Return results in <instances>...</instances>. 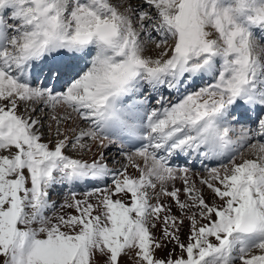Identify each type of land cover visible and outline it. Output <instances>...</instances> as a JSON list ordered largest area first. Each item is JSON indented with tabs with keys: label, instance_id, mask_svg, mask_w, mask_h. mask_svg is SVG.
Listing matches in <instances>:
<instances>
[{
	"label": "snow or ice",
	"instance_id": "obj_1",
	"mask_svg": "<svg viewBox=\"0 0 264 264\" xmlns=\"http://www.w3.org/2000/svg\"><path fill=\"white\" fill-rule=\"evenodd\" d=\"M0 264H264V0H0Z\"/></svg>",
	"mask_w": 264,
	"mask_h": 264
},
{
	"label": "bare ground",
	"instance_id": "obj_2",
	"mask_svg": "<svg viewBox=\"0 0 264 264\" xmlns=\"http://www.w3.org/2000/svg\"><path fill=\"white\" fill-rule=\"evenodd\" d=\"M39 71V68L36 70V73ZM35 73V74H36ZM204 77H206V76H204ZM208 77V81L210 80V79H212V77L211 76H207ZM209 77H210V79H209ZM201 82V78H198L196 81H195V84L193 85V87H195L196 86V84H199ZM147 87V86H146ZM193 87H191V88H189V87H187V82H186V85L185 86H182L181 88H180V90L178 91V92H176V91H173V92H169V93H172V96L170 97V96H168V95H164L165 97H169V98H171L172 100H175L174 98H175V96H177L179 93H183V92H185L186 90H188V89H192ZM148 90V89H147ZM165 92L163 91V94H164ZM156 93H149V90L148 91H146V92H144V95H147V96H149V100H150V103L152 104V105H154V102H152L151 101V95H155ZM42 114V113H41ZM40 114V115H41ZM255 114H253V116H254ZM118 145L117 146H113L110 150H106L105 151V155H104V162L108 165V167L110 168V169H119V167H120V161H122V156L121 155H119L118 154V151H117V149H118ZM71 150L69 149L68 150V152L66 153V154H68V155H70V156H72V157H74V158H84V159H86L87 161H89V162H91V160H92V158H93V156L94 155H96V149H93V151L95 152V153H93V151L91 152V153H83V155H79V154H73V151H71ZM71 153L73 154V155H71ZM76 153V152H75ZM244 154H245V156H250V153L245 149V152H244ZM179 157H183V156H179ZM179 157H175L174 158V160L176 159V158H179ZM96 158L97 159H99V156H96ZM108 160H110V161H108ZM194 161V159L192 158V157H190V158H188V162H193ZM196 162L199 164V165H201L202 167H203V169H205V168H207V167H218L219 166V163H220V161H217V160H203L202 158H198L197 160H196ZM192 169H199V168H197V167H193ZM131 171V170H130ZM111 179L112 177H111V175L110 176H108L107 178H105V179H100V180H87V181H81V182H76V183H70V184H67L68 185V188H70V189H77V187L76 186H79V187H81V188H85V187H87L86 186V184L87 183H89V184H105V183H107V181H108V179ZM89 184H87V185H89ZM57 186H61V184H59V185H56V186H54L53 187V189L50 191V192H56L57 191ZM73 191V190H72ZM68 211V210H67Z\"/></svg>",
	"mask_w": 264,
	"mask_h": 264
},
{
	"label": "rangeland",
	"instance_id": "obj_3",
	"mask_svg": "<svg viewBox=\"0 0 264 264\" xmlns=\"http://www.w3.org/2000/svg\"><path fill=\"white\" fill-rule=\"evenodd\" d=\"M207 77V76H206ZM35 81L34 82H36V81H39L41 78H38V75L37 76H35ZM208 78V77H207ZM209 79H210V77H209ZM208 84V83H207ZM203 87V86H202ZM147 88V87H146ZM199 87H195V89H192V90H189V91H194V90H197ZM148 89V88H147ZM164 89L165 88H163V91H164ZM161 90V89H160ZM167 93H168V96H170L169 95V92H168V90L166 91V95H167ZM171 97V96H170ZM178 100V99H177ZM176 101V100H175ZM42 116L44 115L43 113L41 114ZM95 149V148H94ZM71 152V151H70ZM83 153L84 152H73V154H79V155H83ZM93 153H95L94 151H93ZM72 153H71V155H73ZM108 161H110V160H108ZM182 166H184V165H182ZM193 172H199V173H201L202 175H206V173L204 172V169L203 170H193ZM133 175H136L137 173H135V172H133L132 173ZM112 179V178H111ZM111 179L109 178L108 179V181H107V183H105V184H89L87 187H85V188H79V187H77V189H68L67 187H68V185L67 184H61V186H57V191L56 192H50V199L52 200V201H54L55 202V204H56V212L57 213H60L61 211H64V212H71L72 210H70V209H63V210H61V208H60V205L61 204H63L64 203V201H65V199H71V195L73 194V193H75L76 194V197L78 198V199H81V198H83V196H84V193H86V192H89V191H93L95 188H104V187H106V186H109L110 185V182H111ZM177 186H179V184L177 185ZM73 190V191H72ZM205 196L206 197H208L209 196V192H208V190L207 189H205ZM169 203H170V201H169ZM68 210V211H67ZM173 211L174 212H176L177 210L175 209V208H173ZM49 215H51L52 213L51 212H49L48 213ZM186 233H187V227H185L184 229H183V231H182V234H181V239L183 240V239H185V236H186ZM157 234H159V229H157ZM171 246H169V248H170ZM166 251H168V249H163V250H160V252L158 253V255H164V253L166 252ZM256 254H259L258 252L256 253Z\"/></svg>",
	"mask_w": 264,
	"mask_h": 264
}]
</instances>
